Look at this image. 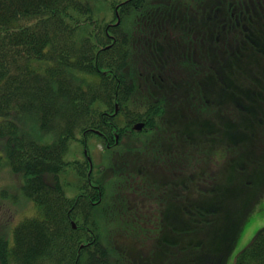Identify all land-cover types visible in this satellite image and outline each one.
<instances>
[{
	"label": "trees",
	"instance_id": "16d2710c",
	"mask_svg": "<svg viewBox=\"0 0 264 264\" xmlns=\"http://www.w3.org/2000/svg\"><path fill=\"white\" fill-rule=\"evenodd\" d=\"M105 1L95 19L89 0H0V163L36 207L0 238V264H136L112 231L153 208L166 184L150 171L203 174L224 135L264 143V0ZM234 264H264V227Z\"/></svg>",
	"mask_w": 264,
	"mask_h": 264
},
{
	"label": "rangeland",
	"instance_id": "374dc122",
	"mask_svg": "<svg viewBox=\"0 0 264 264\" xmlns=\"http://www.w3.org/2000/svg\"><path fill=\"white\" fill-rule=\"evenodd\" d=\"M89 1L95 19L109 14L105 0ZM167 124L176 127L178 123ZM17 125L19 132L28 137L40 134L34 116H21ZM180 126L194 137L185 125ZM247 138L242 134L224 135L223 143L215 144L214 148L219 161H211L203 174L192 173L184 178L181 172L150 171L151 182L158 178L166 186L156 190L146 202L153 208L135 207L132 215L116 222L112 231L116 246L134 256L136 264H234L239 252L264 227V143L253 139L251 144ZM145 139L167 152L176 151L177 141L171 137ZM214 142L215 137L208 138L206 149L210 150ZM100 150L103 147L98 143L93 151L95 163L101 161ZM1 155L0 238H3L24 217L35 215L36 207L25 199L22 177L12 173L3 151ZM148 214L145 227L133 228L136 229L133 235L132 222ZM106 227L110 229L108 224Z\"/></svg>",
	"mask_w": 264,
	"mask_h": 264
},
{
	"label": "water",
	"instance_id": "95a60500",
	"mask_svg": "<svg viewBox=\"0 0 264 264\" xmlns=\"http://www.w3.org/2000/svg\"><path fill=\"white\" fill-rule=\"evenodd\" d=\"M116 111H117V107H116ZM143 126H144V123H136L134 126H133V129H135V130H137V131H140L142 128H143ZM98 133V132H97ZM115 139H116V142L118 141V137L116 136L115 137ZM85 152V154L87 153V151L85 150L84 151ZM89 159V161H90V165H91V159L90 158H88Z\"/></svg>",
	"mask_w": 264,
	"mask_h": 264
},
{
	"label": "flooded vegetation",
	"instance_id": "af4514ba",
	"mask_svg": "<svg viewBox=\"0 0 264 264\" xmlns=\"http://www.w3.org/2000/svg\"><path fill=\"white\" fill-rule=\"evenodd\" d=\"M216 161H219L218 159H215L214 161H212V162H216Z\"/></svg>",
	"mask_w": 264,
	"mask_h": 264
}]
</instances>
